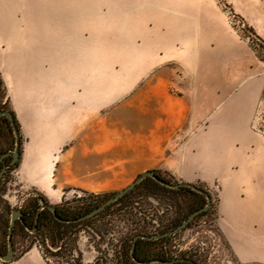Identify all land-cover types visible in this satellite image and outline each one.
Returning <instances> with one entry per match:
<instances>
[{
  "label": "crops",
  "instance_id": "1",
  "mask_svg": "<svg viewBox=\"0 0 264 264\" xmlns=\"http://www.w3.org/2000/svg\"><path fill=\"white\" fill-rule=\"evenodd\" d=\"M25 3L28 1L0 0V79L21 136L22 153L15 180L20 188L33 189L50 204L61 202L65 189L70 187H82L90 193L100 190L78 182V160L88 171L105 170L111 164L121 167V159L128 152L129 168L133 170L150 168V159H160L166 151H171L168 156L171 161L175 159L176 152L170 142L177 127L185 124L188 107L183 100L175 99L171 94L170 83L186 93L196 89L202 95L212 93L218 96L236 91L249 96L250 83L258 84V74L251 73V69L246 70L250 59L241 53L245 46L229 33L224 18L211 0H161L163 10L173 13V18L161 22L157 39H149L148 42L158 44L157 50L164 52V56H157L163 62L145 72L134 87L138 91L136 99L128 97L131 93H125L116 100L114 80H108V77L106 81L99 80L94 70L89 71L84 57H81L84 50L80 47L71 51L64 47L48 49V44L26 45L21 42L22 36L27 35L49 37L50 21L71 22L65 14L61 17L50 13L53 10L51 4L46 5L44 16H34L33 7L30 13L24 11ZM38 4L43 6V3ZM233 7L264 40V0H235ZM25 20H30L31 24L36 20L47 23L40 28H28L23 26ZM63 26L56 27L63 30ZM62 33L63 36L66 33L70 35L71 31L67 29ZM59 34L60 31L55 32L56 36ZM109 52L116 56L115 49L110 48ZM184 52L189 60L186 61L187 77L176 81L170 78L171 71L164 64L179 55L185 59ZM48 53L57 57L48 60ZM209 53L218 58L215 67L225 72L205 73V64L202 68L199 63H203L205 54ZM148 57L153 58V55ZM234 66H240L244 71L236 73L232 70ZM195 67L201 69L195 72ZM257 90L250 101L253 110L259 96ZM125 99L126 107L130 109L154 108L161 102L164 109L158 110V120L146 132H134L125 127V119L120 120L109 112L115 102ZM161 116L164 117V125ZM164 144L166 150L162 151ZM68 151H71L70 155L66 156ZM237 158L238 154L232 160L236 162ZM198 160L194 161L193 168L199 164ZM143 164L147 167H142ZM159 167L166 171L173 169L165 164ZM240 172H231L223 179L227 186L220 195L218 210L224 225L223 234L240 261L264 264V179H256L245 170ZM193 173L195 170L189 171V174ZM212 177L199 176V179L209 181ZM108 184L107 181L103 190L119 189L116 185L110 188ZM40 254L37 249L30 248L10 262L0 261V264H48Z\"/></svg>",
  "mask_w": 264,
  "mask_h": 264
},
{
  "label": "rangeland",
  "instance_id": "2",
  "mask_svg": "<svg viewBox=\"0 0 264 264\" xmlns=\"http://www.w3.org/2000/svg\"><path fill=\"white\" fill-rule=\"evenodd\" d=\"M26 1L28 3H25L24 11L28 10L29 12L30 8L33 7L32 14L34 16L37 14L44 16L46 5L51 4L50 8L53 10H50V13L59 14L61 17L65 14L71 22L50 21L49 37L27 35L22 36L21 42L26 45L48 44V49L50 47H64L71 51H76L80 47L84 50L85 54L81 57H84L85 67L89 71L94 70L99 80L106 81L107 77L108 80H114L115 100L118 97L122 98L125 93H131L128 97L136 99L138 91L134 87H137V83L145 76V72L163 62L159 56H164V52L160 53L157 50V43L148 42L149 39H157L158 27L161 22L173 18V13L163 10L161 0ZM32 1L36 3L32 4ZM211 1L224 18L229 33L233 34L240 44L245 46V50L241 53L250 59L249 68L246 70L251 69V73L258 74L257 86L254 81L252 84L250 83L249 96L239 94L238 91L225 96L213 95L212 93L202 95L196 89L186 93L177 88L175 84L170 83L171 94L175 96V99L183 100L188 107V113L185 114L187 118L185 124L177 127L174 139L170 142V145L173 146L172 149H175L176 152L175 159L171 161V158H168L171 151H166L162 158L150 159L151 162L148 164L150 168L133 170L129 168L131 164L128 163V158H130V152H128L121 159L123 163L121 167L111 164V167L105 170L97 168L88 171L83 169V162L78 160L79 167L76 173L78 182L98 187L100 189L98 193H90L88 190H83L82 187L76 188L74 186L65 189L67 191L58 204H50L44 198L50 205L64 204L71 209L88 204L93 199V195L102 199L104 203L111 195L127 187L140 174L147 170L157 171L161 177L170 183H191L207 192L211 198V205L204 216L193 218L183 230L172 236L165 247L171 256L188 257L195 255L199 264H262L260 262L240 261L232 252L223 234L224 225L218 210L220 195L227 186L223 179L228 177L231 172L239 173L245 170L249 173L248 175L256 177V179H264V119L262 113L264 99L261 97L264 89V40L255 34L253 27L234 9L233 2L235 0ZM38 2L43 3V6L36 5ZM44 23L47 22L36 20L31 24L30 20H25L23 26L28 28H38L39 26L40 28ZM61 25L65 26L63 30L70 29V35L66 33L63 36V30H58L56 27ZM59 31L62 36L60 34L55 35V32ZM110 48L116 50V56L111 55L112 51L110 54ZM184 53L185 59L179 55V57L173 58L175 60L168 58L169 60H166L164 64V67L171 71L170 76L172 77L170 78H175L176 81L187 77L188 62L186 61L189 60L187 53ZM158 54L159 56H157ZM149 55H153L154 59L148 57ZM205 55V61L199 65L203 68L205 64L206 74H211L213 71H217L216 73L225 72L220 70L218 66L215 67L218 60L215 55L211 53ZM70 56L72 55L70 54ZM53 57H57V55L48 53V60H53ZM194 69L197 72L201 68L195 67ZM232 70L236 73L244 71L241 70L240 66H234ZM211 86L213 85L211 84ZM101 88L100 83L99 89L101 90ZM256 90L259 92V96L255 110H253L250 107V101ZM154 103L157 102L154 101ZM8 105L5 87L2 83L0 108L4 111H11ZM126 105V99L119 100L113 104V108L109 112L111 116L118 117L120 120L125 119L126 122H123L125 127L134 130V132H146L147 128L158 120V110L164 109L163 102L160 106L154 108L146 106L140 108L139 111L136 108L130 109ZM141 109L142 112H140ZM160 120L164 125V117L161 116ZM14 138L12 130L10 132L0 122V153L6 150H14ZM162 146H164L162 151H165V144ZM70 152H66L65 155L69 156ZM237 154L238 158L235 160L238 161L234 162L232 157ZM197 159H199V164L193 168V163ZM162 164L173 169L170 171L161 169L159 166ZM142 167H147V165L143 164ZM194 170L195 174H189V171L194 172ZM15 171L16 169L12 168L4 172L1 187L5 191L2 200L9 206L10 211L15 209L26 210L32 201L42 195L35 193L33 189L20 188L21 185L15 180ZM199 176L213 177L211 180L205 181L200 180ZM107 181L110 188H114L116 185L119 189L103 190L102 187L106 185ZM161 197L162 203L160 206L153 204L155 207H161L163 210L167 207L165 203H173V200L168 197ZM243 200L244 196H242L241 201ZM179 201L180 213L183 214L187 209L186 203H189L191 198L185 197ZM154 206L152 209L155 208ZM2 208L3 204L0 203V214L3 212ZM178 211L177 208H173L168 213L167 218L175 217L178 214L175 212ZM161 212L160 210L159 215ZM125 232L126 227L115 207L106 210L91 223L82 227L76 239L79 253L71 256L73 259H70L69 263H64L62 259L51 257L50 253L46 251L48 249L54 253L55 250L48 246L45 247L46 250L41 247V238L34 230H22L17 226L12 238L16 252L14 257L20 256L30 248H35L41 254L46 253L45 258L48 264H75L76 260L80 264H97L95 263L97 258L99 259L98 264H109V259H115L114 250H119ZM5 245L7 247V237L0 229V246L5 247ZM112 262L114 263V261Z\"/></svg>",
  "mask_w": 264,
  "mask_h": 264
},
{
  "label": "trees",
  "instance_id": "3",
  "mask_svg": "<svg viewBox=\"0 0 264 264\" xmlns=\"http://www.w3.org/2000/svg\"><path fill=\"white\" fill-rule=\"evenodd\" d=\"M1 86L2 81L0 79V88ZM261 97L264 99V89ZM262 113L264 119V110ZM16 121L17 120L15 118V125L19 131V126ZM0 122H2L11 132L12 128L5 117L0 116ZM19 143L21 154V136L19 138ZM8 152L13 151L6 150L5 152L0 153V157ZM10 160L11 158L9 156L5 157L3 161L0 160V170L3 169L4 165H9ZM18 164L19 160L15 165L10 166L7 169H16ZM156 174L161 179L166 180L161 177L157 171ZM3 175L2 178H0V203L3 204V212L0 214V229H2L4 236L7 237L9 234V220L12 211H10L9 206L2 200V196L5 191V189L1 187L4 179ZM166 182L169 181L166 180ZM160 196L168 197L173 200V203H165L167 207L163 210L161 207H155L153 204L160 206V203H162ZM185 197L191 198V201L186 203L187 209L183 214H181L179 199H184ZM92 198L93 199L88 204L72 209L66 207L64 204L55 205V212L52 213L47 208L41 209V206L47 205L48 202L43 196L38 197L32 201L31 204H29L26 210H21L22 217L20 220H15L14 222L11 240L14 237L15 228L17 226H19L22 230L32 229L35 233H37V235L39 234L41 238L40 245L44 248V250H46V246L55 250L54 253H51L48 249L46 250L50 253L49 255L51 257L60 258L64 261V263H69V260L73 259L71 256L78 255L79 253L76 246V239L80 230H82V227L91 223L92 220L96 219V217L100 216L106 210L115 207L116 212H118L122 218L123 225L126 227V232L123 240H121L119 250H114L115 259H109V264H199L195 255L188 257L171 256L170 252L167 251L165 247L172 239L173 235L170 237H161L159 239L152 240H148L146 236L154 237L162 233L169 232L176 226L182 224L190 213L197 209H201L206 205L205 195L190 188L181 187L179 189H169L166 188V186L157 183L153 179L146 177L134 189L128 191L120 199L104 208L101 212L96 213L90 218L82 220L81 217H84L95 207L103 204L102 199H99L96 195H93ZM152 206L155 208L152 209ZM173 208H177V210H179L178 212H175L178 214L173 218H167L168 213ZM160 210L162 212L159 215ZM206 213L207 211H204L199 215L197 214L194 218L204 216ZM138 235H142L144 237L134 241ZM45 241L48 242L46 243ZM133 245L134 251L132 253L131 250ZM7 247L6 245L5 247L0 246V254L6 253ZM45 254L46 253L44 252L41 255L47 262ZM180 259H183V261H180ZM112 261H114V263ZM95 263H99L98 258ZM75 264L80 263L76 260Z\"/></svg>",
  "mask_w": 264,
  "mask_h": 264
},
{
  "label": "water",
  "instance_id": "4",
  "mask_svg": "<svg viewBox=\"0 0 264 264\" xmlns=\"http://www.w3.org/2000/svg\"><path fill=\"white\" fill-rule=\"evenodd\" d=\"M0 116L5 117L14 134V150L13 152H8L6 154H3L0 157V160L3 161V159L7 156H9L11 158L9 165H4L3 169L0 170V178H2V175L4 174L5 170H7V168H9L10 166H13L16 164V162L19 160V154H20V143H19V131L15 125V117L14 114L11 111H4L3 109H0ZM146 177H149L151 179H153L154 181H156L157 183L166 186V188L169 189H179V188H190L194 191H197L200 194L205 195L206 197V205L204 207H202L201 209H197L195 211H193L192 213H190V215L187 217V219L180 225L176 226L174 229L170 230L169 232L166 233H162L160 235L154 236V237H148L146 236V238H148V240H152V239H159L161 237H170L172 235H174L175 233L179 232L180 230H183L185 228L186 225H188L190 223V221L198 214L206 211L207 209H209L210 205H211V198L210 196L207 194V192L199 189L197 186L191 184V183H169L166 182V180L161 179L160 177L157 176L156 171H150L147 170L145 171L143 174H140L134 181H132L127 187H125L123 190L119 191L118 193H114L111 197H109L103 204H101L100 206L95 207L93 210H91L87 215H85L84 217H81L82 220H85L87 218L92 217L93 215H95L98 212H101L104 208L108 207L109 205H111L113 202L117 201L118 199H120L123 195H125L128 191L134 189L143 179H145ZM43 208H47L50 210V212L54 213L55 212V206L47 204V205H42L41 209ZM22 217V212L20 210H13L11 213V218L9 220V234L7 236V242H8V247H7V252L4 254H0V261L2 262H10L13 257H14V253H15V249H14V245L12 243L11 237H12V230H13V226H14V222L15 220H20ZM144 236L142 235H138L134 241H136L139 238H143ZM134 251V245L132 246V250L131 252L133 253ZM180 261H183V259H180ZM141 264H145V263H141Z\"/></svg>",
  "mask_w": 264,
  "mask_h": 264
}]
</instances>
